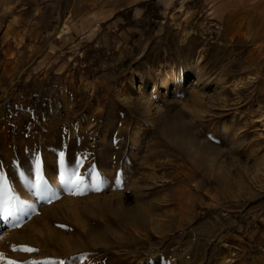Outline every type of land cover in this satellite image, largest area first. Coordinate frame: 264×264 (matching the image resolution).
<instances>
[{
  "label": "rangeland",
  "instance_id": "rangeland-1",
  "mask_svg": "<svg viewBox=\"0 0 264 264\" xmlns=\"http://www.w3.org/2000/svg\"><path fill=\"white\" fill-rule=\"evenodd\" d=\"M2 2L15 191L0 182V264H264V233L246 236L264 212V41L234 31L230 0H51L60 15L32 18L20 61L2 49L18 23ZM37 157L47 197L17 175L34 181ZM16 196L28 215H8Z\"/></svg>",
  "mask_w": 264,
  "mask_h": 264
},
{
  "label": "crops",
  "instance_id": "crops-1",
  "mask_svg": "<svg viewBox=\"0 0 264 264\" xmlns=\"http://www.w3.org/2000/svg\"><path fill=\"white\" fill-rule=\"evenodd\" d=\"M2 2L1 8L3 11L8 10V14L14 16L13 21H18V23H7L5 24L4 30H3V36L5 41V44L2 46V49L5 51L4 54L7 56H12L15 61H20L22 58V55L27 54L28 48L31 49L32 45L28 47L26 46V36H27V30L28 28H32L33 31H38L41 27L42 20L40 22L33 21L32 18L39 14H43L44 17L46 13L45 10L50 9L51 12L54 10V15L58 16L60 15L59 8L57 9L56 5L51 4V0H0ZM236 1L238 0H230V23H234L232 26H236V30H234L236 33L241 34L242 36L248 37V38H254L257 39L259 42L264 41V0H241L242 9H237ZM46 3H50L51 6H46ZM1 4V3H0ZM1 6V5H0ZM234 9L240 10L236 11ZM27 18H25V17ZM41 16V17H42ZM11 20V19H10ZM115 21H119L118 18H116ZM30 23L29 25L27 23ZM34 22V23H32ZM120 22V21H119ZM25 23V24H24ZM28 25V26H27ZM117 25V23H115ZM114 25V26H115ZM234 28V27H231ZM64 31V30H63ZM36 50V48L34 49ZM34 53V51L29 52L30 56ZM14 55H16L14 57ZM261 212V211H260ZM260 218H263V220L260 223ZM257 225L250 231V228H248L249 234H246V236H252L257 234L258 239L257 242L262 240V236L264 233V212L263 213H257V217L254 219ZM258 220V221H257ZM263 227V228H262ZM256 228V229H255ZM262 231L260 234L253 233L252 231Z\"/></svg>",
  "mask_w": 264,
  "mask_h": 264
},
{
  "label": "snow or ice",
  "instance_id": "snow-or-ice-1",
  "mask_svg": "<svg viewBox=\"0 0 264 264\" xmlns=\"http://www.w3.org/2000/svg\"><path fill=\"white\" fill-rule=\"evenodd\" d=\"M31 169L34 170L35 180L33 181L32 176L28 174V169H24L23 167L18 170L17 175L21 178L25 187H27L30 191L33 192L34 195H39L40 197H47L48 193L51 191V187L46 179L44 172L42 171V166L39 158L35 159V162H29ZM59 169L60 175L63 179L64 185L67 187L69 185L77 187L83 181L82 178L78 175L74 168L65 165V157L64 153L61 152L59 154ZM0 182L3 183L4 187L9 191H15L14 188H9V180L0 171ZM117 183H119V174H117ZM34 190V191H33ZM16 204L15 206L9 205L7 208V212L9 216H17L22 217L28 215L29 205L26 200L20 199L19 196L14 197ZM16 250V249H14ZM2 255V254H0ZM10 264H16V262H10ZM62 264V262H61Z\"/></svg>",
  "mask_w": 264,
  "mask_h": 264
},
{
  "label": "bare ground",
  "instance_id": "bare-ground-1",
  "mask_svg": "<svg viewBox=\"0 0 264 264\" xmlns=\"http://www.w3.org/2000/svg\"><path fill=\"white\" fill-rule=\"evenodd\" d=\"M172 80H171V77H170V79H169V81H168V83H170Z\"/></svg>",
  "mask_w": 264,
  "mask_h": 264
}]
</instances>
